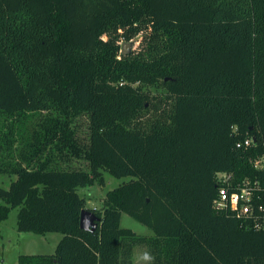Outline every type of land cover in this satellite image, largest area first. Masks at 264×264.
<instances>
[{
	"label": "trees",
	"instance_id": "obj_1",
	"mask_svg": "<svg viewBox=\"0 0 264 264\" xmlns=\"http://www.w3.org/2000/svg\"><path fill=\"white\" fill-rule=\"evenodd\" d=\"M260 156L264 0H0V221L62 235L17 264H264V228L214 208L217 173L262 179ZM104 171L130 179L84 230Z\"/></svg>",
	"mask_w": 264,
	"mask_h": 264
},
{
	"label": "rangeland",
	"instance_id": "obj_2",
	"mask_svg": "<svg viewBox=\"0 0 264 264\" xmlns=\"http://www.w3.org/2000/svg\"><path fill=\"white\" fill-rule=\"evenodd\" d=\"M140 39L141 36L139 35L130 41L132 46L129 49H136ZM157 89L158 88L156 87H152L151 91L153 93L162 92L161 89ZM103 176L104 184L94 183L93 185L79 187L77 190L78 194L85 198L86 208L88 209H101L106 192L130 179L129 176L117 178L106 171L103 172ZM14 178L15 176L1 174L0 187L7 189ZM17 211V208H12L8 217L5 220L0 221V264H17L18 255L24 253H51L56 243L54 238H59L61 236L58 232L40 235L32 232L18 231L16 226ZM120 225L121 227L129 228L138 234L148 236L153 234V231L149 227L124 212L121 214ZM148 256L147 247H135V264H145L149 260Z\"/></svg>",
	"mask_w": 264,
	"mask_h": 264
},
{
	"label": "built area",
	"instance_id": "obj_3",
	"mask_svg": "<svg viewBox=\"0 0 264 264\" xmlns=\"http://www.w3.org/2000/svg\"><path fill=\"white\" fill-rule=\"evenodd\" d=\"M253 138L244 141L248 145ZM254 167L264 173V156L253 160ZM217 181L220 186L214 208L231 209L237 216L250 219L257 229L264 228V203L260 202L264 195V177L244 178L234 182L229 172H218ZM259 199V200H258Z\"/></svg>",
	"mask_w": 264,
	"mask_h": 264
},
{
	"label": "water",
	"instance_id": "obj_4",
	"mask_svg": "<svg viewBox=\"0 0 264 264\" xmlns=\"http://www.w3.org/2000/svg\"><path fill=\"white\" fill-rule=\"evenodd\" d=\"M132 46L131 42H124L121 46V53L125 54L130 51V47ZM100 217L95 215L88 208H83L80 214V227L84 230L93 231L97 224L100 222Z\"/></svg>",
	"mask_w": 264,
	"mask_h": 264
},
{
	"label": "crops",
	"instance_id": "obj_5",
	"mask_svg": "<svg viewBox=\"0 0 264 264\" xmlns=\"http://www.w3.org/2000/svg\"><path fill=\"white\" fill-rule=\"evenodd\" d=\"M61 237H62V235L59 237V238H54V240H55V247H54V249H53V251L51 252V253H53L54 252V250H55V248H56V245L58 244V242H59V240L61 239ZM48 253H50V252H48ZM27 254H36V253H27Z\"/></svg>",
	"mask_w": 264,
	"mask_h": 264
}]
</instances>
